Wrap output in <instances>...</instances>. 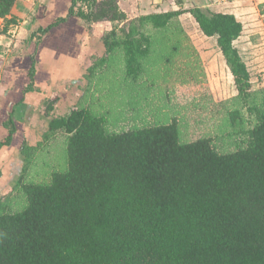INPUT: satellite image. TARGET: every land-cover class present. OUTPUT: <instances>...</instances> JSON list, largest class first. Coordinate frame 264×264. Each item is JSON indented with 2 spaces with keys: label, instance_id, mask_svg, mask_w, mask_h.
<instances>
[{
  "label": "trees",
  "instance_id": "16d2710c",
  "mask_svg": "<svg viewBox=\"0 0 264 264\" xmlns=\"http://www.w3.org/2000/svg\"><path fill=\"white\" fill-rule=\"evenodd\" d=\"M15 2L0 0V19ZM185 12L205 37L216 38L253 126L226 151L210 138L183 142L175 121L108 133L103 117L70 106L47 121L41 142L19 151L22 173L11 192L22 193L24 205L11 212L9 198L0 196V264H264V90L250 93L249 72L233 45L242 33L234 15L196 6L128 21L117 0H71L64 17L33 35L37 43L70 17L109 22L91 74L117 56L136 84L149 57L170 64L168 44L156 36ZM57 101H44L46 114ZM229 119L236 127L240 113ZM2 126L0 150L16 132L12 111ZM58 131L66 138V167L46 184L24 183L35 152Z\"/></svg>",
  "mask_w": 264,
  "mask_h": 264
},
{
  "label": "rangeland",
  "instance_id": "374dc122",
  "mask_svg": "<svg viewBox=\"0 0 264 264\" xmlns=\"http://www.w3.org/2000/svg\"><path fill=\"white\" fill-rule=\"evenodd\" d=\"M164 1L162 7H153V11H169V2H182L185 10L199 6L212 12L237 15L242 21V33L233 45L249 72L251 95L263 94L264 3L259 4V0H222L220 4L212 6L206 0ZM139 12L143 11L134 13ZM172 24L170 30L156 36L163 40L162 43L167 42L171 52L170 64L164 66L156 57H149L144 64L143 75L135 84L126 77L123 60L121 62L114 56L91 74V80L88 79L90 85L86 82L91 95H83L82 107L103 117L108 133L175 121L183 142L205 137L210 138L218 150H233L232 141L241 139L239 131L249 129L254 122L237 98L233 77L217 48L216 38L205 37L193 18L185 13L174 19ZM13 28L10 33L14 35L12 42L17 44L16 49H20L30 32L24 33L20 26ZM93 53L95 56L89 59L93 60L94 67L101 57ZM51 97H57L59 101L55 110L59 114L69 111L72 105L79 106L76 103L79 99L74 95ZM46 107V103H42L38 114L45 113ZM236 110L240 113V120L236 122L240 123L233 128L229 118L230 113ZM38 114L33 117V123L39 124L40 128L44 122L38 118ZM56 134L55 138L35 152L28 171L23 175L24 183L46 184L53 172L66 167V138L59 131ZM13 192L4 196L9 198L7 202L11 212L20 210L24 205L22 193L17 195Z\"/></svg>",
  "mask_w": 264,
  "mask_h": 264
},
{
  "label": "crops",
  "instance_id": "0c3cea01",
  "mask_svg": "<svg viewBox=\"0 0 264 264\" xmlns=\"http://www.w3.org/2000/svg\"><path fill=\"white\" fill-rule=\"evenodd\" d=\"M70 1L16 0L6 19H0V139L6 136L7 131L2 123L11 111L16 128L10 146L0 150V196H5L12 190L14 181L22 173L23 165L19 157L22 146H36L42 140L40 137L47 131V121L69 112L57 113L55 111L58 107L59 101H57L52 112L49 114L41 112L39 115L38 110L41 104L53 98L52 95H62V97L74 95L79 99L76 102L79 103L78 107H82L83 95H91L90 91H87V85H90L88 79L92 78L91 68L94 62L89 58L95 56L93 52H96L99 57L103 56L105 49L101 38L104 32L111 29V23L87 24L79 18L70 17L65 22L52 27L37 43L33 35L39 28H45L56 19L64 17ZM258 3L263 4L264 0H259ZM117 4L127 19L131 20V18L163 12L162 10L153 11L152 8L162 7L165 1L117 0ZM167 7L170 8L169 11L189 10L183 8L182 2H169ZM136 11L143 12L135 14ZM145 11L147 13H144ZM185 14L189 15L188 12ZM232 15L239 21L237 15ZM14 26L22 27L24 33L30 32L27 39L21 43L20 49H16L17 44L12 42L14 35H10ZM33 57L35 63L31 81L28 75ZM106 62L104 64H107ZM28 87L29 90H27ZM36 114L44 122L43 127L41 125L39 128V124L34 125L33 117ZM47 142L43 143V146Z\"/></svg>",
  "mask_w": 264,
  "mask_h": 264
},
{
  "label": "built area",
  "instance_id": "2783aa9c",
  "mask_svg": "<svg viewBox=\"0 0 264 264\" xmlns=\"http://www.w3.org/2000/svg\"><path fill=\"white\" fill-rule=\"evenodd\" d=\"M207 4H220L222 0H206ZM224 3V2H223Z\"/></svg>",
  "mask_w": 264,
  "mask_h": 264
}]
</instances>
